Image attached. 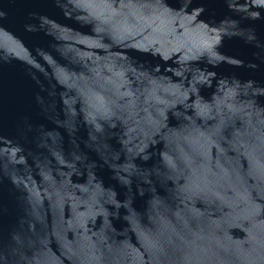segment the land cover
I'll use <instances>...</instances> for the list:
<instances>
[{
    "label": "water",
    "instance_id": "obj_1",
    "mask_svg": "<svg viewBox=\"0 0 264 264\" xmlns=\"http://www.w3.org/2000/svg\"><path fill=\"white\" fill-rule=\"evenodd\" d=\"M0 264H264V0H0Z\"/></svg>",
    "mask_w": 264,
    "mask_h": 264
}]
</instances>
